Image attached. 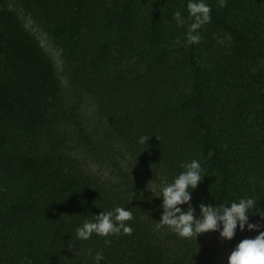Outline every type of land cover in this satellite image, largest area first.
Instances as JSON below:
<instances>
[{"label": "trees", "instance_id": "trees-1", "mask_svg": "<svg viewBox=\"0 0 264 264\" xmlns=\"http://www.w3.org/2000/svg\"><path fill=\"white\" fill-rule=\"evenodd\" d=\"M188 2L18 0L61 49V72L0 0V264H96L97 252L100 264H223L204 241L155 227L163 198L147 182L172 183L193 159L204 179L192 206L253 198L248 222L264 231V0H203L211 22L193 45ZM62 127L112 158L114 177L85 166ZM117 207L132 212L131 235L76 238ZM259 231L237 226L226 241Z\"/></svg>", "mask_w": 264, "mask_h": 264}, {"label": "clouds", "instance_id": "clouds-1", "mask_svg": "<svg viewBox=\"0 0 264 264\" xmlns=\"http://www.w3.org/2000/svg\"><path fill=\"white\" fill-rule=\"evenodd\" d=\"M226 6V0H219V7ZM211 7L203 0H189L187 3L188 20L191 24L187 32V45L199 44L203 37L199 30L207 23L211 22ZM177 25L183 27L185 20L178 11L173 17ZM157 138V137H156ZM150 138L142 136L139 143L144 144ZM158 139V138H157ZM184 169L170 184H166L160 190L157 198H163L160 207L163 209L161 219L156 224V229L167 227L172 233L182 239H189L198 235L213 231H219L222 240L234 238L237 226L241 231L245 230V225L249 231H259L260 225L249 223V212L257 205L253 198H241L238 202L230 205L201 203L200 217L194 215L195 209L191 204V192L204 179L203 169L198 160L180 165ZM148 189L153 190L149 187ZM143 199V193L140 196ZM188 205L187 211H183L181 205ZM264 219V211L255 212ZM133 218L132 212L122 207H117L111 211H101L95 215L93 221L85 220L81 226L76 228V238L79 240H89L93 234L100 237L131 235L133 229L127 222ZM222 227V230H221ZM111 243V241H106ZM91 255V249L88 252ZM104 259L102 253L97 252L94 260L96 264ZM227 264H264V231H259L255 238L241 240L227 258Z\"/></svg>", "mask_w": 264, "mask_h": 264}, {"label": "rangeland", "instance_id": "rangeland-1", "mask_svg": "<svg viewBox=\"0 0 264 264\" xmlns=\"http://www.w3.org/2000/svg\"><path fill=\"white\" fill-rule=\"evenodd\" d=\"M8 3L11 7H13L20 18L22 19L23 23L26 24V26L36 35L38 40L40 41L42 47L44 50L48 52V54L53 58L56 66L60 69L61 72L62 66H63V57H62V51L61 49L55 44L53 38L51 35L45 31L43 28H41L18 3V0H8ZM85 99L88 104V109L92 112L94 115V119L99 120V115L95 111V104L93 100L87 96H85ZM100 122V121H99ZM65 130V132L62 134L68 138L70 142V146L74 148L72 152L75 153L80 158V161L85 164V166H88L98 171L99 173L104 172L103 177L108 178L111 175H113L110 171L113 168L111 165L112 158L104 155H94L88 151L83 144L81 143V140H78V135H76L75 131L71 128H64L62 127L61 130ZM117 145V142H116ZM116 159L120 161L121 163H124L126 165V159L124 158L123 152L118 151L116 152ZM114 160V159H113ZM90 163V164H89ZM103 163L102 168H98L97 164ZM103 170V171H102ZM110 175V176H109ZM114 177V176H111ZM152 187L153 191L159 195L160 190L163 186L166 184H170L166 179L159 178L153 179L147 182V184ZM162 197V196H161ZM183 211H187L188 205H181L180 206ZM194 208V207H193ZM195 209V208H194ZM194 215L196 218L200 217V210L195 209ZM195 237V236H194ZM198 240L204 241L206 244H208L210 247H212L218 254V256L222 259L223 264H227V258L230 255V253L233 251L230 244L226 240H222L219 236L218 231L203 233L197 236Z\"/></svg>", "mask_w": 264, "mask_h": 264}]
</instances>
